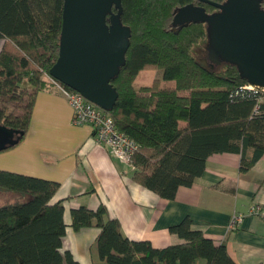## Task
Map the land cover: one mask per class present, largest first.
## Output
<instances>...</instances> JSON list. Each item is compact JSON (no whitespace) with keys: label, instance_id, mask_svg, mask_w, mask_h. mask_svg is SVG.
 <instances>
[{"label":"trees","instance_id":"obj_1","mask_svg":"<svg viewBox=\"0 0 264 264\" xmlns=\"http://www.w3.org/2000/svg\"><path fill=\"white\" fill-rule=\"evenodd\" d=\"M192 2L122 0L131 47L111 81L119 98L109 113L138 147L133 179L164 199L192 186L213 154H240L242 173L264 155V90L246 89L234 65L207 69L198 62L197 50L208 43L206 24L173 26L176 11ZM63 8L64 0H0V124L23 132L21 140L59 56ZM58 189L53 181L0 170V193L19 199L0 206V264H80L62 250L68 225L62 202L52 203ZM70 226L100 230L104 264H237L225 244L194 230L189 219L170 228L184 243L164 248L127 238L105 205L72 210Z\"/></svg>","mask_w":264,"mask_h":264},{"label":"crops","instance_id":"obj_2","mask_svg":"<svg viewBox=\"0 0 264 264\" xmlns=\"http://www.w3.org/2000/svg\"><path fill=\"white\" fill-rule=\"evenodd\" d=\"M3 46L0 39V52ZM72 116L66 96L48 84L36 95L24 138L0 152V170L58 183L52 203L64 206L68 227L63 251H70L80 264H104L96 245L100 230L76 231L70 224L72 210L105 205L130 240L149 241L155 248L183 244L170 228L189 219L194 230L217 245L225 244L237 264H264V221L249 216L252 204L264 205V155L242 173L240 154H213L192 186L180 187L174 199H164L137 183L132 164L98 144L91 126H75ZM235 213L244 217L232 228Z\"/></svg>","mask_w":264,"mask_h":264},{"label":"water","instance_id":"obj_3","mask_svg":"<svg viewBox=\"0 0 264 264\" xmlns=\"http://www.w3.org/2000/svg\"><path fill=\"white\" fill-rule=\"evenodd\" d=\"M217 9L188 4L179 8L173 26H207L211 68L237 67L249 85L264 89V0H196ZM122 0H64L60 50L49 75L111 112L119 98L111 81L126 65L132 31L122 22ZM23 132L0 124V152L16 146Z\"/></svg>","mask_w":264,"mask_h":264},{"label":"built area","instance_id":"obj_4","mask_svg":"<svg viewBox=\"0 0 264 264\" xmlns=\"http://www.w3.org/2000/svg\"><path fill=\"white\" fill-rule=\"evenodd\" d=\"M45 79L49 85H54L66 96L73 110L72 123L75 126L88 125L94 129L96 142L108 147L114 156L121 162L131 164V158L137 150L136 143L125 133L119 131L109 112L87 100L80 93L67 89L64 85L48 74ZM246 89L253 90L257 87L249 85ZM264 90V89H262ZM249 216L260 218L264 221V205L252 204ZM243 215L235 213L232 216L231 227L235 228L243 220Z\"/></svg>","mask_w":264,"mask_h":264},{"label":"rangeland","instance_id":"obj_5","mask_svg":"<svg viewBox=\"0 0 264 264\" xmlns=\"http://www.w3.org/2000/svg\"><path fill=\"white\" fill-rule=\"evenodd\" d=\"M197 58H198V62L206 67V68H211V63L208 59V52H207V47L205 49H198L197 50ZM215 68V66H214ZM149 74L152 73L148 72ZM157 77L161 76V72H158L156 74ZM149 77V76H148ZM147 77V78H148ZM151 79V78H150ZM19 201L18 197L15 194L12 193H0V206L7 204V203H12V202H17Z\"/></svg>","mask_w":264,"mask_h":264},{"label":"flooded vegetation","instance_id":"obj_6","mask_svg":"<svg viewBox=\"0 0 264 264\" xmlns=\"http://www.w3.org/2000/svg\"><path fill=\"white\" fill-rule=\"evenodd\" d=\"M192 4L194 5H200L198 1L194 0V2H192ZM217 10V9H216ZM215 12V11H214ZM206 68V67H205Z\"/></svg>","mask_w":264,"mask_h":264}]
</instances>
